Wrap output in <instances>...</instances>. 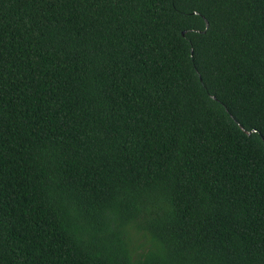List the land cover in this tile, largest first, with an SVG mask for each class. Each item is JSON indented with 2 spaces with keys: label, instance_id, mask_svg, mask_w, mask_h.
<instances>
[{
  "label": "trees",
  "instance_id": "trees-1",
  "mask_svg": "<svg viewBox=\"0 0 264 264\" xmlns=\"http://www.w3.org/2000/svg\"><path fill=\"white\" fill-rule=\"evenodd\" d=\"M0 264H264V0H0Z\"/></svg>",
  "mask_w": 264,
  "mask_h": 264
},
{
  "label": "water",
  "instance_id": "water-1",
  "mask_svg": "<svg viewBox=\"0 0 264 264\" xmlns=\"http://www.w3.org/2000/svg\"><path fill=\"white\" fill-rule=\"evenodd\" d=\"M206 27H207V22H206ZM185 32H182V35H184Z\"/></svg>",
  "mask_w": 264,
  "mask_h": 264
}]
</instances>
